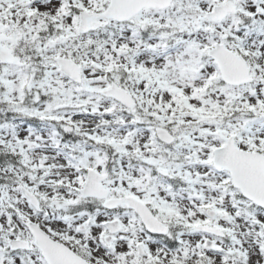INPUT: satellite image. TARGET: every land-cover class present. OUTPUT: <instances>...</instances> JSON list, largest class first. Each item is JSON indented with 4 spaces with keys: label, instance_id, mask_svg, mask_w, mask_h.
Wrapping results in <instances>:
<instances>
[{
    "label": "snow or ice",
    "instance_id": "1",
    "mask_svg": "<svg viewBox=\"0 0 264 264\" xmlns=\"http://www.w3.org/2000/svg\"><path fill=\"white\" fill-rule=\"evenodd\" d=\"M0 264H264V0H0Z\"/></svg>",
    "mask_w": 264,
    "mask_h": 264
}]
</instances>
